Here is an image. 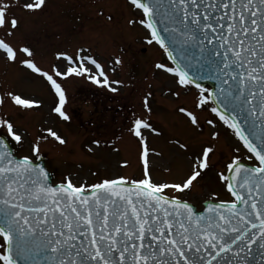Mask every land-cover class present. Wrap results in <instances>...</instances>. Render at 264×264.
<instances>
[{
    "label": "snow or ice",
    "instance_id": "obj_1",
    "mask_svg": "<svg viewBox=\"0 0 264 264\" xmlns=\"http://www.w3.org/2000/svg\"><path fill=\"white\" fill-rule=\"evenodd\" d=\"M128 2L142 17L128 24L143 26L144 41L162 51L164 60L154 62V72L172 78L175 89L168 91L176 99L181 91L192 93L191 107L181 105L178 111L194 129L203 131L206 123L210 139L195 150L179 139L170 141L190 160V170L178 181L156 180L151 158L161 154L145 133H162L148 115L136 116L128 131L139 145L140 177L77 184L66 176L53 185L33 159L46 137H36L30 154L17 156L6 140L23 144L25 133L7 114L0 115V129L6 130L0 137V264H264V0ZM46 4L0 0V55L41 77L54 97L50 112L67 120L61 78L86 76L110 88L121 81L110 83L104 65L83 55L84 49L57 50L54 57L63 64L45 69L30 45L7 39L20 26L14 7L33 12ZM114 63L121 64V58ZM204 80L214 86L206 88ZM150 96L143 98L149 114ZM6 101L23 110L43 103L13 90L0 95V105ZM205 111L211 115L202 122L199 113ZM221 127L236 140L225 171L217 174L231 198L194 209L182 193L212 166V142ZM43 131L66 144L51 127Z\"/></svg>",
    "mask_w": 264,
    "mask_h": 264
},
{
    "label": "rangeland",
    "instance_id": "obj_2",
    "mask_svg": "<svg viewBox=\"0 0 264 264\" xmlns=\"http://www.w3.org/2000/svg\"><path fill=\"white\" fill-rule=\"evenodd\" d=\"M12 11L20 26L7 39L17 45H30L39 66L50 69L52 63L63 64L54 57L57 50L74 54L77 49H84L83 55H92L104 65L110 83L121 81L111 83V88H116L111 91L110 87L97 85L86 76L61 78L67 95L64 111L69 117L64 120L50 112L54 97L45 81L19 63L6 62L0 55V95L13 90L43 102L31 110L18 109L10 101L0 105V115L7 114L25 133L23 144L11 139L17 155L30 154V142L42 136L46 138L39 141V156H46L48 168L54 171L57 181H63L66 176L77 184L96 183L116 175L138 178L142 174L140 149L128 129L134 117L148 115L162 133H145L149 145L161 154L151 158L152 177L178 181L189 172L190 160L170 141L179 139L195 150L210 139V129L206 123L203 131L192 128L178 111L181 105L191 107L192 93L181 91L180 98L176 99L168 91L175 89L172 78L154 72V62L164 60L162 51L144 41L147 33L143 26L128 24L129 19L142 18L128 0H47L43 10L27 12L17 6ZM0 35H3L2 29ZM116 56L121 58V64L114 63ZM149 92L150 114L143 107V98ZM199 115L203 122L211 114L205 111ZM46 127L61 135L66 144L61 145L48 136L43 131ZM0 131L6 134V130ZM220 131V138L212 142L215 145L210 156L212 166L190 191L182 193V198L189 202L231 198L217 174L225 171L236 140L223 127ZM241 153L246 154L243 149ZM123 161L127 164H122Z\"/></svg>",
    "mask_w": 264,
    "mask_h": 264
},
{
    "label": "water",
    "instance_id": "obj_3",
    "mask_svg": "<svg viewBox=\"0 0 264 264\" xmlns=\"http://www.w3.org/2000/svg\"><path fill=\"white\" fill-rule=\"evenodd\" d=\"M202 83L204 84L205 87L208 88V87H212V86H214V83H215V82H214V81H211V80H204V81H202ZM0 137H5V135H4L2 132H0ZM6 143L8 144L9 148H10V149L13 151V153L15 154V151H14V149H13V145H12V142L9 140V138H7ZM35 162L38 163V164H40L42 167H44L45 170L48 172V182H49V183H51V184H53V185H56V184H59V183H60V182H59V183H56V182H55L53 172H52L50 169L47 168V159H46L45 156H38V158L35 159ZM209 202H218V201L213 200V199H210V200H208V199L202 200L201 207L198 206V205H197L196 203H194V202H190V203L193 204L194 209H195V208H202V206H205V207H206L207 203H209Z\"/></svg>",
    "mask_w": 264,
    "mask_h": 264
}]
</instances>
